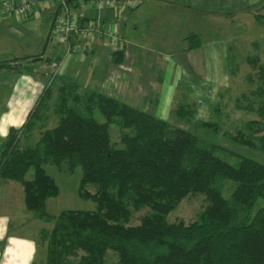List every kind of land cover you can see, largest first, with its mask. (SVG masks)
I'll use <instances>...</instances> for the list:
<instances>
[{
	"label": "trees",
	"instance_id": "1",
	"mask_svg": "<svg viewBox=\"0 0 264 264\" xmlns=\"http://www.w3.org/2000/svg\"><path fill=\"white\" fill-rule=\"evenodd\" d=\"M256 19L264 25V13ZM197 44L189 39L190 47ZM246 61L264 80L260 56L248 55ZM5 64L0 61V67ZM65 86L56 124H42L35 145L20 146L19 131L48 121L44 115L37 118V103L20 130L10 129L0 152V178L22 183L25 205L35 218L54 220L50 229L39 231L45 249L41 264H106L109 250L117 254V264H264V161L223 149L110 95L79 91L72 81ZM251 94L260 99L256 109L241 105L244 93L235 107L256 111L259 118L247 120L229 137L264 153V90ZM174 113L193 118L194 109L178 104ZM112 123L118 140L111 137ZM197 124L207 127V136L218 129L209 120ZM221 149L236 162L221 157ZM48 162L64 164L69 173L79 167L78 194L95 208L49 214L46 200L58 194V186L43 167ZM224 180L234 184L229 197L222 193ZM195 194L207 200L197 220L170 222L167 216L180 200ZM143 208L148 211L139 222L130 223L133 212Z\"/></svg>",
	"mask_w": 264,
	"mask_h": 264
},
{
	"label": "crops",
	"instance_id": "2",
	"mask_svg": "<svg viewBox=\"0 0 264 264\" xmlns=\"http://www.w3.org/2000/svg\"><path fill=\"white\" fill-rule=\"evenodd\" d=\"M1 1L0 55H14L11 60L20 59L17 63H28L27 67L30 66L31 71L36 72L28 74L30 77L27 75L31 80H25L27 78L26 75H24L26 78L21 77L19 80L17 77L22 75H15L12 85H8L7 87L0 86V128L7 131L6 136H0V152L10 129L18 130L22 127L28 118V114L36 106L37 102L34 103V96L37 86L35 84L44 82V75H47L48 72L55 74L57 79L76 83L79 91H97L88 85V80L94 77L95 74L92 70L98 68L99 63L101 65L106 60H110L113 64H122L128 60H133L134 62L143 61L144 65H136L138 67L137 70L135 69L136 71L131 70L134 71L136 80V82H133L135 87L134 93H131L133 96H119L116 90H113L108 95L137 108L140 104L137 100L143 98V95L148 92L149 96L144 100L145 103L150 104L155 102L156 106H151L152 110L144 111H150L151 113L159 111L160 99L162 95H165L169 101V103L166 102L165 98V102L168 104L167 108L174 110L178 105L175 103L176 107H174L179 81L173 80L172 83L166 81L169 79L161 76V70L164 66L168 68L171 62L163 61L158 63L157 60L159 58L169 60L173 56V51L170 49L171 43L173 45L181 44L184 52L203 49L204 52H208L209 58L215 59L214 55H218L219 57V55L228 53L229 50L226 48L227 45L222 46L218 50L212 44H207L209 41L204 37V34L207 32V25L214 26V23L221 20L222 28L225 29L224 23L233 24L235 20H241L237 18V16H241L245 25L254 22L259 27L264 26L256 19V15L259 14L261 8H264V0H141L140 3H137L136 0H114L112 5L101 7L98 6L96 0H83L82 3H74L72 5L74 12L77 10L75 16L83 18L84 22L93 19L101 20L104 27L120 33L123 43L114 45L103 37L97 36L92 41L89 49L65 54L62 44L53 42L49 36L46 45L48 43L51 44L52 53L46 56L45 49L42 53L40 50L41 37L34 32L29 34L27 32L26 34L19 32L17 25L26 23L47 7L53 8V17L57 8L56 0H45L31 16L25 19H17L7 15L1 8ZM87 6L92 9L104 7L105 15L98 13L95 17L91 18L86 14ZM107 22L109 24L105 26ZM118 22L123 24L124 27L119 26ZM128 22H130L131 27L128 25ZM112 23L118 30L113 28ZM141 28L142 30L139 35L135 36V33ZM214 29L216 31L219 30L218 27H214ZM133 31L134 35L132 34ZM10 38L14 41L17 38L19 45H12ZM191 38L198 40L197 46L190 47L189 39ZM251 44L255 46L257 41L253 39ZM79 52L87 53V58L91 60L90 62L96 59V64L91 67V71L88 70V73L81 76V70L72 72L71 69L73 67L72 64L77 60V55L80 54ZM114 57H119V60L114 61ZM171 66L173 67V65ZM120 68L127 69L125 65H120ZM156 69H158V72ZM227 70L229 75L233 73L229 70V67H227ZM7 76L8 74L3 77L6 78ZM147 77H151V80H146ZM218 93L220 94L221 92ZM188 102L192 103L190 100ZM56 120L57 115L52 126L56 124ZM48 122L43 121L37 123L32 129L20 131L18 134L20 146L24 147L36 143L39 137L34 139V134L40 135V131L43 129L40 126L48 124ZM52 126L47 125V127ZM2 217H7V221L5 224L0 225L4 229L3 234L0 235V264H41L43 258H38L41 245L39 236L22 232L35 217L25 205L24 187L21 182L0 178V218ZM43 252L44 256L45 251Z\"/></svg>",
	"mask_w": 264,
	"mask_h": 264
},
{
	"label": "rangeland",
	"instance_id": "3",
	"mask_svg": "<svg viewBox=\"0 0 264 264\" xmlns=\"http://www.w3.org/2000/svg\"><path fill=\"white\" fill-rule=\"evenodd\" d=\"M56 3V6H58L59 4L57 1ZM76 11L74 12L75 14L77 13ZM104 11V7L92 9L87 6L86 14L93 18L98 13L105 15ZM78 12L80 11L78 10ZM52 13L53 8L47 7L26 23L17 25L19 32H23L24 34H26V32L27 34L34 32L36 35L41 37V53L52 23ZM259 13H264V8H261ZM237 18L241 20H235L233 24L224 23L226 26L225 29L222 28L221 20L214 23V26L207 25V32L204 34V37L209 41L207 42L208 45L212 44L218 50H220L222 46L227 45L226 48L229 50L228 53L222 54L221 56L219 55V57L218 55H214L215 59H211L208 57V52H204L203 49H194L189 52H184L181 44L173 45V43H171L170 49L173 51V56L170 57L169 60H166L165 58L157 59L158 63L169 61L171 62L170 64L173 65L174 68L171 65H169L168 68L164 66L161 70V76L163 78H168L169 80L166 81L170 83H172L173 80L179 81L177 90L178 93L177 96H175L176 101L174 102V107H176L175 103L191 105L194 109L193 118H181L174 113L173 109L169 110V108H167L168 104L166 103H169V101L165 95H162V98L160 99L158 106L159 111H154V113H152L159 118L162 116V119L168 121L172 125L187 128L188 130L197 133L200 137L205 139L207 138V140L209 139V141L220 145L223 149L234 150L244 155L253 156L264 161V153L262 151L236 144L229 137V134L234 135L237 129H242L247 120L259 118L256 111L248 112L247 110L236 108L235 99L244 93L246 97L245 99H240L241 105H251L254 109H256L259 105L260 99L257 96L252 95L251 92L256 91L257 89L264 90V80L259 77L257 68L252 67L245 59L248 55L256 54L260 56V61H264V26L259 27L254 22L249 23V25H245L241 16H237ZM129 23L130 22H128V25L130 26ZM108 24L109 22H107L105 26H108ZM118 24L119 26H123V24H120L119 22ZM112 26L118 30L113 23ZM214 27H218L219 30L216 31ZM141 30L142 28L135 33V36H138ZM133 33L134 31L132 34ZM15 39L16 40L14 41L10 38V42H12V45H19V41H17V38ZM253 39L257 41L255 46H252L253 44H251ZM51 53L52 47L51 44L48 43L45 47V55L47 56ZM79 53L80 54L77 55V60L74 61L71 69L72 72L81 70V76L88 73V70L91 71V67L96 64V59L90 62L91 60H88L87 53ZM13 57L14 55H0V61L6 63V66L0 67V86L7 87L8 85H12L14 82L13 77L15 75H22L19 76L20 78L16 76L20 80L21 77H24V75L27 77V75L32 72L31 67H27L28 63H17L20 59L11 60ZM107 61L108 60H106L103 64L101 63V65L99 63V67L92 70L95 75L91 80H88V85L91 86V88L107 95L111 94L113 90H116L119 93V96H133V94H131L135 89L133 82H136V80L133 73L134 71L131 70H137L138 67L136 65H144L143 61L134 62L133 60H128L122 64H113L110 60L107 63ZM120 65H125L127 69H121ZM156 67H158V65H156ZM227 67H229V70L232 71V74L234 75H229ZM156 71L158 72V69H156ZM34 72L32 73L34 74ZM6 74H8V76L6 78L3 77ZM248 74H250L249 79L247 77ZM29 77L25 80H31ZM146 80L150 81L151 77H147ZM43 81L44 82L42 83L35 84L37 89L35 90L36 94L34 96V103L38 101L37 118L43 117V115L48 117L49 122L47 121V125L52 126L56 116V107L61 99L60 90L63 86H65V84H68V81L57 79V76L52 74V72L51 74L48 72L47 75H44ZM218 92L221 93L219 94ZM157 95L161 96L160 94ZM39 96L41 97L39 98ZM148 96V92H146L145 95H143V98L137 100L140 102L137 108L141 110H152L151 106H156L155 102L150 104L145 103L144 100ZM189 100L192 103H189ZM68 103H73L71 97L68 98ZM35 107L36 106H34V108ZM94 113L98 120H103L102 115L99 114L97 110H95ZM201 120H209L216 123L218 127L217 131L211 134L208 133L207 136V127H201L197 124V121ZM109 130L112 139L118 140V126L112 123L109 126ZM39 136L40 135L38 134H34L33 138L37 139ZM34 144L35 143H32L30 145L33 146ZM223 149L218 150V154L229 162L235 163V157L230 156V154L227 151H223ZM43 167L45 171L54 178L58 186V194L56 196L49 197L46 200V210L49 214L56 216L62 210L66 209L92 210L95 208L96 205L92 200L82 199L78 194V186L81 176V169L79 167L75 168L71 173L67 172L64 164L58 167L48 162L43 164ZM28 176H30V174H28ZM233 185V182L230 180L223 181L222 193L225 197H229ZM90 189L94 190L93 187ZM206 205L207 200L204 198V195H189L180 200L177 207L168 214L167 218L170 222L183 221L184 223H190L197 220L200 212L206 207ZM147 211L148 208L134 211L130 223L137 224L141 216ZM53 223L54 220L41 221L37 218H33L32 222L28 223L22 232L39 236V230L41 228L50 229ZM39 249L38 258L42 259L44 258V246L41 244ZM106 264H117V254L115 252L111 250L107 252Z\"/></svg>",
	"mask_w": 264,
	"mask_h": 264
},
{
	"label": "built area",
	"instance_id": "4",
	"mask_svg": "<svg viewBox=\"0 0 264 264\" xmlns=\"http://www.w3.org/2000/svg\"><path fill=\"white\" fill-rule=\"evenodd\" d=\"M45 0H2L1 8L9 16L17 19H25L35 12ZM56 16L52 26L50 40L62 44L64 53L73 51H84L90 48L92 41L99 36L111 44H122L123 39L118 31L103 26L99 19L83 22L82 25L76 20L73 10L74 3H82L83 0H56ZM98 6H110L114 0H96ZM140 3L141 0H136ZM57 4V3H56ZM55 13V12H54Z\"/></svg>",
	"mask_w": 264,
	"mask_h": 264
},
{
	"label": "clouds",
	"instance_id": "5",
	"mask_svg": "<svg viewBox=\"0 0 264 264\" xmlns=\"http://www.w3.org/2000/svg\"><path fill=\"white\" fill-rule=\"evenodd\" d=\"M6 135H7V131L3 128H0V136H6ZM6 221H7V217L0 218V225L5 224ZM3 231H4L3 227H0V235L3 234Z\"/></svg>",
	"mask_w": 264,
	"mask_h": 264
},
{
	"label": "water",
	"instance_id": "6",
	"mask_svg": "<svg viewBox=\"0 0 264 264\" xmlns=\"http://www.w3.org/2000/svg\"><path fill=\"white\" fill-rule=\"evenodd\" d=\"M68 1H71V0H68ZM56 13H57V11H55V13L53 14V17H52V23H51V25H50L49 32H48V35H47V37H46V41H45V44H44V48H43V50L45 49L46 44H47V41H48V39H49V36H50L51 30H52V26H53V23H54V18H55V16H56Z\"/></svg>",
	"mask_w": 264,
	"mask_h": 264
}]
</instances>
